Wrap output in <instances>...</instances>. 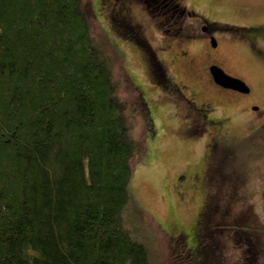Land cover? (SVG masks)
<instances>
[{
	"label": "trees",
	"instance_id": "1",
	"mask_svg": "<svg viewBox=\"0 0 264 264\" xmlns=\"http://www.w3.org/2000/svg\"><path fill=\"white\" fill-rule=\"evenodd\" d=\"M143 1L101 0V11L114 7L102 16L136 43L153 83L168 89L172 79L128 10ZM160 1L144 5L165 34L181 36L192 8ZM93 3L0 0V264H159L131 193L156 98L129 76ZM238 25L252 38V27ZM221 151L231 150L209 155L191 234H168L163 264H264V220L247 203L253 187L246 177L236 191Z\"/></svg>",
	"mask_w": 264,
	"mask_h": 264
},
{
	"label": "rangeland",
	"instance_id": "2",
	"mask_svg": "<svg viewBox=\"0 0 264 264\" xmlns=\"http://www.w3.org/2000/svg\"><path fill=\"white\" fill-rule=\"evenodd\" d=\"M93 2L100 24L108 32L115 52L123 58L129 76L149 99L152 96L156 98L150 103L154 132L147 140V154L137 165L131 179V193L144 209L143 214L137 217L138 221L149 225L150 236L157 247L158 255L154 250V262L163 264L169 235L179 232L191 234L189 232L203 205L208 182L205 172L214 148L226 146L231 150L233 155L227 151L220 153L223 155V168L230 163L233 169L231 179L237 177L238 181L237 192L242 187L240 179L248 178L246 188L253 187L254 192L249 194L251 199H247V203L253 201L257 213L264 220V191L263 195L259 191L260 185L264 184V115H261L264 113V0H184L190 9L197 8L200 15L206 12L214 18L227 14L226 19L252 27L254 43L232 31L224 33L219 30L220 48L217 58L212 59L205 56L211 49L195 19H186L182 23L183 35L192 34L194 38L179 45L182 36L165 34L158 25L159 20L147 11L143 3H133L128 8L129 13L133 21L142 27L145 39L155 48V57L161 60L165 72L172 79L168 89L153 83L147 58L136 43L120 37L109 20L103 18V13L108 15L114 8L112 2H107L104 11H101V0ZM230 13L233 15L228 18ZM122 19L119 17V20ZM94 22L98 24L96 20ZM190 46L193 60L189 68H186L188 63L180 62L179 69L190 82L198 83L205 98L209 99L208 103L219 106L205 114L203 119L195 116L198 115L196 110L190 109L183 95L177 91L180 77L173 62L180 50L185 51ZM211 63L244 80L250 92H239L220 85V88L215 87L216 83L207 70ZM251 104L258 106L260 112L249 108ZM197 123L198 126L194 127L193 124ZM190 127L199 139L192 140Z\"/></svg>",
	"mask_w": 264,
	"mask_h": 264
},
{
	"label": "flooded vegetation",
	"instance_id": "3",
	"mask_svg": "<svg viewBox=\"0 0 264 264\" xmlns=\"http://www.w3.org/2000/svg\"><path fill=\"white\" fill-rule=\"evenodd\" d=\"M159 1L150 2L149 0H144L143 4L145 3V5H148L149 7H151L154 3L158 4ZM160 3L164 4V1H160ZM197 11H199L197 10V8H192V10L186 11L187 12L186 19H190V18L195 19L197 25H199L202 37L205 39L206 43L209 45L211 49V51L207 52V54L205 55L208 58H211V57L217 58L216 56L218 55V52H219L218 49L220 48V38L219 37H221L220 34H218L219 30H223L222 32L232 31L231 33H234L239 37H244V36H240V34H238L239 32L235 31L236 29L234 25L237 24L236 21L226 19L227 14L225 16L219 15L213 18L209 16V14L206 12L204 15H200L198 14ZM231 15H233V13H230L228 18H230ZM225 25H227L228 27L224 28ZM183 34H181L183 38L180 39L181 43H179V45H184L188 43L189 40L194 38L192 34H187V35H183ZM244 38H247L248 40L251 41V43H254L252 41L253 37L251 38V36H249V37H244ZM212 39L215 40V45L213 44ZM186 48L187 49L185 51L180 50L178 54L179 56L173 62L176 67L177 72L179 73V77H180L177 83V91L181 93V95H183L184 102L190 106V109L191 108L195 109L198 114L205 115V114L210 113L211 111L213 112V109L215 110L218 106H213L215 104L212 105V103H208L207 101L209 99L205 98V95L202 93L201 87L198 85V83L190 82L187 78V75L181 72V70L179 69L180 62H183V64L188 63L186 68H189L193 60V58H191V53H190L191 46L186 47ZM194 48H197V45L196 46L194 45ZM212 64L213 63L207 66V70L209 69V73H210V67L212 66ZM208 80L210 81V78H208ZM215 87L220 88L219 85L217 84L215 85ZM253 107H254L253 104L249 106V108H253ZM257 111L260 112V109H258ZM261 115H264V113L262 112Z\"/></svg>",
	"mask_w": 264,
	"mask_h": 264
},
{
	"label": "water",
	"instance_id": "4",
	"mask_svg": "<svg viewBox=\"0 0 264 264\" xmlns=\"http://www.w3.org/2000/svg\"><path fill=\"white\" fill-rule=\"evenodd\" d=\"M213 44L215 45V40L212 39ZM210 74L214 82L224 88L249 93L250 87L245 81L240 78H236L226 73L221 67L217 65H212L210 67ZM254 110H258V106L253 107Z\"/></svg>",
	"mask_w": 264,
	"mask_h": 264
}]
</instances>
